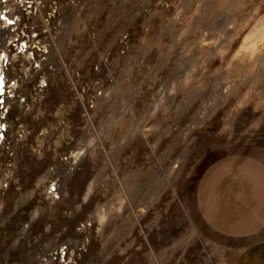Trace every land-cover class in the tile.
I'll use <instances>...</instances> for the list:
<instances>
[{"label": "rangeland", "instance_id": "1", "mask_svg": "<svg viewBox=\"0 0 264 264\" xmlns=\"http://www.w3.org/2000/svg\"><path fill=\"white\" fill-rule=\"evenodd\" d=\"M2 11L0 264H234L196 194L219 159L264 160V0Z\"/></svg>", "mask_w": 264, "mask_h": 264}, {"label": "crops", "instance_id": "2", "mask_svg": "<svg viewBox=\"0 0 264 264\" xmlns=\"http://www.w3.org/2000/svg\"><path fill=\"white\" fill-rule=\"evenodd\" d=\"M196 203L213 232L237 243L234 264H264V160L219 159L201 180Z\"/></svg>", "mask_w": 264, "mask_h": 264}, {"label": "bare ground", "instance_id": "3", "mask_svg": "<svg viewBox=\"0 0 264 264\" xmlns=\"http://www.w3.org/2000/svg\"><path fill=\"white\" fill-rule=\"evenodd\" d=\"M1 20H5V22L8 24L16 23V21H14L12 17L10 18V16H6V11L5 13L3 11L0 13V21ZM251 39L252 40H250L251 43L249 44V47L258 49L259 46H263L264 45V28L258 29V31L251 37ZM1 41H0V95H3V91L5 90V86L7 84V76L5 74L4 64H5V59L8 58V54L6 50L2 48L1 45H3L2 44L3 41L2 42Z\"/></svg>", "mask_w": 264, "mask_h": 264}]
</instances>
